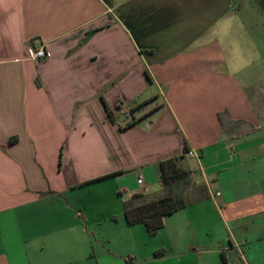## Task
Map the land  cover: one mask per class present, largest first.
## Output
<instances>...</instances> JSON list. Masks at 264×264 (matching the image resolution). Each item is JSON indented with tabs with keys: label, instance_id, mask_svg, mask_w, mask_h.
Listing matches in <instances>:
<instances>
[{
	"label": "crops",
	"instance_id": "crops-1",
	"mask_svg": "<svg viewBox=\"0 0 264 264\" xmlns=\"http://www.w3.org/2000/svg\"><path fill=\"white\" fill-rule=\"evenodd\" d=\"M233 10V0H0V264H264V93L237 78L252 57L229 63L241 59L222 44ZM32 47L47 57L32 60ZM151 95L146 119L116 114ZM98 98L103 112L88 114ZM224 111L247 124L224 134ZM170 159L201 198L156 234L129 225L125 202L160 197Z\"/></svg>",
	"mask_w": 264,
	"mask_h": 264
},
{
	"label": "rangeland",
	"instance_id": "rangeland-1",
	"mask_svg": "<svg viewBox=\"0 0 264 264\" xmlns=\"http://www.w3.org/2000/svg\"><path fill=\"white\" fill-rule=\"evenodd\" d=\"M235 4V15H237L234 21H227L225 27L221 28L222 36H224L227 43L238 48L241 55L240 60L232 62L230 64L244 65V60L249 62L252 57L251 70L238 71L237 78L241 81H247L250 85L254 86V91L257 92L258 99H262L261 93H264V1L263 0H233ZM231 11L230 13H233ZM252 50V54L247 53L244 55V51ZM249 69V68H248ZM237 72V71H236ZM253 99H256L255 95H251ZM256 104V103H255ZM258 110L262 113L260 103L256 104ZM158 106L157 102L153 100V95L140 98L137 100L135 105L131 103L122 104L117 109L116 114H120V117L125 120L129 119L133 123L136 119H144V114H152ZM89 113L88 114H101L104 110L100 99L97 102L91 101L88 103ZM258 114V112H257ZM260 114V113H259ZM135 115V118L134 116ZM146 119V118H145ZM201 184L192 180L190 177L189 183L186 181H179L172 183L168 186H164V191L160 197H163L170 193V189L173 188L174 192L180 194L186 203L195 201L201 198ZM197 192H196V190ZM159 197V196H158ZM151 198H139L134 200V205L143 204L148 202Z\"/></svg>",
	"mask_w": 264,
	"mask_h": 264
},
{
	"label": "trees",
	"instance_id": "trees-1",
	"mask_svg": "<svg viewBox=\"0 0 264 264\" xmlns=\"http://www.w3.org/2000/svg\"><path fill=\"white\" fill-rule=\"evenodd\" d=\"M104 104L111 119L114 118L113 112L109 109L105 101ZM218 117L222 125V132L227 135L237 133L241 127L247 124L244 120H234L231 118L228 111L220 112ZM185 151L188 152L187 147H185ZM178 160L170 159L160 164V179L163 191L165 189L164 186L172 183L179 181L189 183L190 181L191 171L182 168L178 164ZM139 198L151 199L143 204L134 205V200ZM187 205L188 203L185 202L183 197L171 188L170 193L163 197H149L144 194H135L130 201L125 202L124 208L126 220L129 225L144 223L150 234H156L163 227L165 216L173 214L185 208Z\"/></svg>",
	"mask_w": 264,
	"mask_h": 264
},
{
	"label": "built area",
	"instance_id": "built-area-1",
	"mask_svg": "<svg viewBox=\"0 0 264 264\" xmlns=\"http://www.w3.org/2000/svg\"><path fill=\"white\" fill-rule=\"evenodd\" d=\"M29 56L32 60H44L47 57V51L44 48H29ZM187 156L193 157L197 156V154L193 151H189L186 153ZM143 180L142 178L138 179V184H142Z\"/></svg>",
	"mask_w": 264,
	"mask_h": 264
}]
</instances>
